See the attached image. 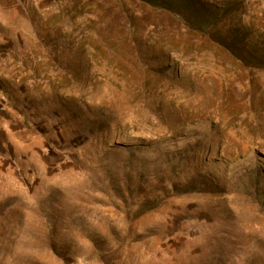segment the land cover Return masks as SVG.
I'll return each mask as SVG.
<instances>
[{
    "label": "rangeland",
    "instance_id": "1",
    "mask_svg": "<svg viewBox=\"0 0 264 264\" xmlns=\"http://www.w3.org/2000/svg\"><path fill=\"white\" fill-rule=\"evenodd\" d=\"M0 264H264V0H0Z\"/></svg>",
    "mask_w": 264,
    "mask_h": 264
},
{
    "label": "bare ground",
    "instance_id": "2",
    "mask_svg": "<svg viewBox=\"0 0 264 264\" xmlns=\"http://www.w3.org/2000/svg\"><path fill=\"white\" fill-rule=\"evenodd\" d=\"M230 87V86H229ZM228 90V89H227ZM228 93V92H227ZM201 239V238H200Z\"/></svg>",
    "mask_w": 264,
    "mask_h": 264
}]
</instances>
